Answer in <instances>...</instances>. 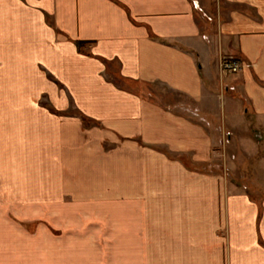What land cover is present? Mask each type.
<instances>
[{"label": "crops", "instance_id": "0c3cea01", "mask_svg": "<svg viewBox=\"0 0 264 264\" xmlns=\"http://www.w3.org/2000/svg\"><path fill=\"white\" fill-rule=\"evenodd\" d=\"M0 112V264H264V201L186 163L264 124V0H0Z\"/></svg>", "mask_w": 264, "mask_h": 264}, {"label": "rangeland", "instance_id": "374dc122", "mask_svg": "<svg viewBox=\"0 0 264 264\" xmlns=\"http://www.w3.org/2000/svg\"><path fill=\"white\" fill-rule=\"evenodd\" d=\"M138 88V86H136ZM141 90L151 93L152 97L156 99H162L163 101L173 102V103H188L187 99L183 96L173 94L169 92L162 86H145L142 87ZM230 90V89H229ZM228 92V90H227ZM170 100V101H169ZM41 108L48 109L49 112L57 115L58 118H77L81 119L84 125V130L87 131L90 127H93V121L88 117L83 116L81 112L77 109H71L67 112H60L51 107V101L48 98H41L36 102ZM1 114V112H0ZM5 115H2L1 118H6L7 120L12 119H21V118H29V115H32V118L35 119L37 114L36 111H15V112H5ZM0 118V119H1ZM6 121L0 120V131L1 129H7L1 123H5ZM253 123V122H252ZM220 147L216 149L218 152V156L211 161L209 166H198L192 164L189 160L185 162L191 169L199 170L207 173H218L222 175L226 184L237 192H240L244 195H247L251 200L261 203L264 201V124L253 123V125H249L244 127L242 130H239L235 136H232L229 132L223 133V137L219 142ZM36 153V151H35ZM37 162L35 158H33V162ZM40 161V160H39ZM8 168V167H7ZM228 193H232L229 191ZM20 209V208H19ZM44 210L43 208H35L36 210ZM28 217V218H27ZM43 214L39 212H33L32 214L24 217H20L21 219H16L18 225L22 228L27 229L31 233H36L38 230H43L41 227L46 225L41 220ZM48 225V224H47ZM53 225L57 229L67 230L69 226L72 228H77L79 226L83 227L82 223L73 225L72 223H53ZM77 225V226H76ZM49 226V225H48ZM54 230L53 228H50ZM41 230V231H42ZM56 231V229H55ZM40 238L38 240V246L40 248ZM36 244V243H35ZM36 257V256H35ZM39 258V257H38ZM37 258V259H38ZM35 260V262L37 261Z\"/></svg>", "mask_w": 264, "mask_h": 264}, {"label": "built area", "instance_id": "2783aa9c", "mask_svg": "<svg viewBox=\"0 0 264 264\" xmlns=\"http://www.w3.org/2000/svg\"><path fill=\"white\" fill-rule=\"evenodd\" d=\"M220 71L224 77L240 73L243 69V61L233 55H224L220 59Z\"/></svg>", "mask_w": 264, "mask_h": 264}, {"label": "trees", "instance_id": "16d2710c", "mask_svg": "<svg viewBox=\"0 0 264 264\" xmlns=\"http://www.w3.org/2000/svg\"><path fill=\"white\" fill-rule=\"evenodd\" d=\"M82 44V43H81Z\"/></svg>", "mask_w": 264, "mask_h": 264}]
</instances>
